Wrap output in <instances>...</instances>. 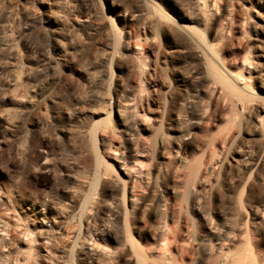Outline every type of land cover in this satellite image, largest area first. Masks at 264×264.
I'll return each mask as SVG.
<instances>
[{"label": "rangeland", "instance_id": "rangeland-1", "mask_svg": "<svg viewBox=\"0 0 264 264\" xmlns=\"http://www.w3.org/2000/svg\"><path fill=\"white\" fill-rule=\"evenodd\" d=\"M61 1L0 0V184L22 228L33 232L26 238L16 234L9 244L3 239L6 257L0 264L19 260L13 252L28 247L38 256L31 264H43L39 256H48L43 249L50 251L54 264H176V246L188 250L189 264H215L224 252L238 255L239 264L264 256V155L253 116L225 108L226 124L209 123L212 85L222 87L204 66L217 61L218 70L227 74L216 30L202 23L190 0H158L151 7L149 0H71L80 25L49 22V7L57 10ZM223 4L230 8L228 1L219 0L208 17ZM153 13L183 27L155 29L156 67L172 91L153 106L156 119L142 133L146 157L139 158L126 139L138 132L129 128L111 144L105 132L118 130L114 113L98 117L95 111L100 104L109 110L130 99L134 85L127 43L130 32L136 43L147 38ZM251 20L239 36V52L250 73L237 71L244 79L230 78L264 117V45L255 47L260 36H254ZM109 26L111 37L103 31ZM196 30L216 48L217 57L191 48L190 33ZM228 91L221 98L226 106L236 97ZM201 114V122L191 126L190 120ZM188 130L189 143L179 148L178 139ZM229 132L232 137L226 138ZM245 147L256 163L248 172L239 163ZM115 148L119 155H113ZM96 156L104 162L98 173ZM122 162L135 166L129 188L144 198L136 207L123 197V185L131 180L119 170ZM181 169L192 170L188 185L167 184V173ZM105 171L115 181L105 180ZM158 195L163 202L156 207ZM168 195L174 196L172 214L166 210ZM41 217L48 227L38 225ZM43 238L49 245L41 243ZM89 242L98 251L89 252Z\"/></svg>", "mask_w": 264, "mask_h": 264}, {"label": "bare ground", "instance_id": "bare-ground-1", "mask_svg": "<svg viewBox=\"0 0 264 264\" xmlns=\"http://www.w3.org/2000/svg\"><path fill=\"white\" fill-rule=\"evenodd\" d=\"M156 1L158 0H149V2L151 3L150 7L151 5L156 6L157 5ZM159 1H162V0H159ZM165 1H168L170 3L173 2V0H165ZM190 1L195 6L196 11L201 15L202 23L205 26H207L210 29V31L216 30V33L219 34L220 44H221L220 52L222 55V63H223L222 66H224L227 70V74L224 75L222 72L218 70L219 68H217L216 66L217 64L216 65L214 64L217 61L216 62L209 61L207 62V64L203 62V64H205L204 67L206 69H209L210 72L217 77L216 78L217 80H213V79L212 80L215 82L217 81L218 82L217 84H220L222 87V88H219L216 85H212L213 95L211 98L209 123L212 126H214L217 123H222V122L226 124L228 119H226L225 108H229V109L232 108L233 110L239 113L252 114L254 130L256 132V138L262 143L259 153L261 155H264V117L254 112L256 104L252 102L253 100L250 99L249 96L248 98L250 100L247 99V97L245 98V97L240 96V94L238 93L240 89L238 87L236 89V85H234L233 82H231L232 78H230L233 75V78L240 77L244 79L242 77V73H239L237 71L244 72L245 74L248 75L251 70L250 64L248 65L246 63L245 57L241 55L242 53L240 54L239 52L240 50L239 36L241 32L243 31L249 17H251L252 20L254 21V24H253L254 26H252L251 28L254 36H260L259 40H255L256 41L255 47L261 48L260 46L264 45V13H263L264 0H221V2L228 1L230 8H228L227 6L223 4L220 6L219 11L218 12L215 11L216 14L211 15V17H208V13L212 11L213 7H215L214 5L219 0H190ZM106 2L108 4H111L112 0H106ZM131 5L133 4L131 3ZM147 6H149V3ZM55 10L52 6L49 7L48 13H47L49 22L59 23V22L74 21L77 25H80L79 21H77L76 19L77 12L75 10V7L71 3V0H62L61 2H59V5L57 6L58 11L57 10L55 11ZM153 10L151 12H153ZM154 13L150 14L148 18V21H149L148 26H150L149 27L150 32L147 38L136 43L134 42V39H133V32H130V37H132V39L131 40L127 39L128 43H127L126 48L128 51L131 52V59H132L129 77H130L131 83L134 85V89L131 93L130 99L122 103L117 102L111 108H109V110H106L105 107L101 106L100 104V107H98L97 110L95 111L98 117H100L101 115L108 117L110 114L114 113L116 124L118 126V130L112 131L110 129L111 131L105 132V137L108 140V142H110L111 144L114 143L115 135L118 137V135L127 131L129 128H132L133 130H136L138 132L137 136L129 137L126 139L129 141L130 146L135 152V156L139 158L146 157L147 144H146V140L142 133L150 131L151 124L149 123V120L153 121L156 119L155 118L156 111L153 108V106H156L167 94L171 93L172 91L171 85L166 78V74L158 70L156 67L159 49L154 44L155 42L154 40L156 38L155 31L157 29H161L164 27H169V28L172 26L174 27V25H179L180 28L181 26L183 27L181 23H179L177 20L174 21L172 18L168 17L167 15L156 14L158 16H155ZM223 14L225 15L222 16ZM184 25L186 26V24ZM191 28H190V31L194 29V28L192 29ZM103 31L106 33L108 37H111L113 34V29L110 26L108 28H104ZM190 34H191V37L189 38V42L192 45L191 48L199 52L201 51L203 53H208V54L212 53V56L217 57L218 54L216 53L218 52L214 53L215 55H213V52H215L216 48L214 49V47L211 44H209V42H207L206 36L204 34L199 33V31L197 32V30ZM3 45L4 47H7L10 50L12 49V46L7 45L6 43ZM63 51L64 53H67L66 50H63ZM170 53H175V52L170 51ZM205 59H206V56H205ZM210 59L212 60V58ZM207 73L209 74L208 71ZM241 87L242 86H240V88ZM244 87L245 86H243V88ZM261 89L264 91L263 84H261ZM227 90H229L231 93L233 92L235 94L234 96H236L235 98L231 97L232 99L229 100L230 101L229 106H226L224 102L221 101V98L224 97L223 91H227ZM241 91H242V88H241ZM241 91L239 92L241 93ZM231 93L229 95H231ZM182 101H186V98H183ZM178 118L179 116L177 117V119ZM203 118H204V115L201 114L199 115V117L190 120L189 124L191 126L197 125L201 122ZM98 121H100V119L95 120V123L98 124ZM93 127H96L95 124L93 125ZM190 136H191V133L189 130L183 133L178 139L177 146L179 148L181 147L183 148L184 146H186L189 143ZM231 137H232V133L229 132L226 138H231ZM161 143L162 144L165 143L163 138H162ZM248 148L249 147H245L243 149H240L239 151V154H240L239 163L245 172L250 171L256 165V163L254 162L255 160L249 157L250 150ZM119 154L120 153H118L116 148L113 149V155L116 156ZM102 164H104V162L102 161V158L100 156H96L95 166H94L96 173H98V171L100 170V166ZM209 166L210 165L207 164L203 168L207 169L209 168ZM119 170H121L122 174L126 177V180L128 179L131 180L129 181V183H127V185L126 184L123 185V197H125L127 202L133 207H136V205L143 204L144 198L142 197V195L140 193L132 192L129 188L131 184H134L135 176H133V174H134L135 166H128L125 162H122L120 164ZM191 174H192V170L184 171L183 169H181L180 171L168 172L167 173L168 179L166 183L167 184L171 183L173 186L176 185V186L185 187L189 183ZM101 175L103 176L105 180L109 182H113L116 179V177L111 176L106 171L104 173H101ZM162 202H163L162 197L158 195V198L156 200V207H159L160 203ZM38 207L40 210V206ZM166 208H167L166 210L171 214L176 212L174 196L168 195V200L166 201ZM90 213L87 212L88 215ZM37 223L41 227L42 225L46 227L48 221H46V217H41L39 218ZM16 234H21L23 237L25 236L26 238L32 235L33 232L28 231L27 229L24 230L22 228L21 220L16 215L15 209L12 206V200L10 198V195L6 192V190L0 184V258L1 259L2 257H6V252H5L6 246L2 244V240L3 239L7 240L8 244L12 243L15 240ZM94 235H97V232ZM41 243L43 245H49V239L43 238L41 240ZM89 245H91V247L87 249L89 252L90 250L98 251V249L96 248L97 245L94 244V242L93 243L89 242ZM97 247L99 248V246ZM178 247L179 246H176L175 250L176 251L179 250L180 261L176 264H189V262L187 263V260H189L188 250H183V248L179 249ZM26 250L28 251H25L24 249V250L13 252V255L15 256L20 255V259L19 260L14 259V258H12L11 260L8 259L7 263L8 264H31V259L38 257V256H33V254H30L31 252L30 247H28ZM41 252L44 253L45 255L46 254L48 255V256H39L40 259L43 261V264H54L50 256V251L48 249H43ZM174 254L176 253L174 252ZM250 258L251 259L249 261L247 258L245 262H242V264H264V256L262 255L256 254ZM240 262H241L240 257L238 255L229 254V253L224 252V253H221L219 260L215 264H239Z\"/></svg>", "mask_w": 264, "mask_h": 264}]
</instances>
